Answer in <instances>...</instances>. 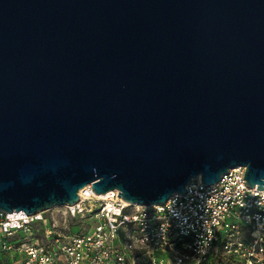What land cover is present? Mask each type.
Listing matches in <instances>:
<instances>
[{
	"label": "water",
	"instance_id": "95a60500",
	"mask_svg": "<svg viewBox=\"0 0 264 264\" xmlns=\"http://www.w3.org/2000/svg\"><path fill=\"white\" fill-rule=\"evenodd\" d=\"M239 166L264 190V0H0V210Z\"/></svg>",
	"mask_w": 264,
	"mask_h": 264
},
{
	"label": "built area",
	"instance_id": "2783aa9c",
	"mask_svg": "<svg viewBox=\"0 0 264 264\" xmlns=\"http://www.w3.org/2000/svg\"><path fill=\"white\" fill-rule=\"evenodd\" d=\"M246 167L201 177L161 205L128 203L92 185L73 205L0 210V264H264V190Z\"/></svg>",
	"mask_w": 264,
	"mask_h": 264
},
{
	"label": "bare ground",
	"instance_id": "6f19581e",
	"mask_svg": "<svg viewBox=\"0 0 264 264\" xmlns=\"http://www.w3.org/2000/svg\"><path fill=\"white\" fill-rule=\"evenodd\" d=\"M104 195H105V194H100V195H98V194H94V197H96V198H101V197H104Z\"/></svg>",
	"mask_w": 264,
	"mask_h": 264
}]
</instances>
